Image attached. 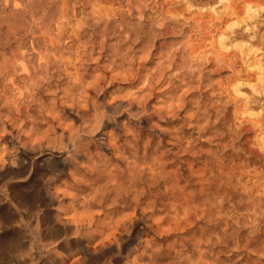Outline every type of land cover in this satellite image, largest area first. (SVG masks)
Returning a JSON list of instances; mask_svg holds the SVG:
<instances>
[{"label":"clouds","instance_id":"9594fccd","mask_svg":"<svg viewBox=\"0 0 264 264\" xmlns=\"http://www.w3.org/2000/svg\"><path fill=\"white\" fill-rule=\"evenodd\" d=\"M0 264H264V0H0Z\"/></svg>","mask_w":264,"mask_h":264}]
</instances>
